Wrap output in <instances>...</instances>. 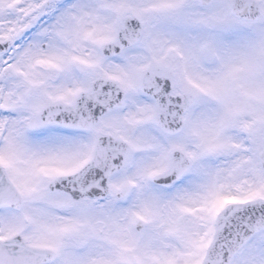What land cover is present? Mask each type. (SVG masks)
Masks as SVG:
<instances>
[{"label":"snow or ice","instance_id":"obj_1","mask_svg":"<svg viewBox=\"0 0 264 264\" xmlns=\"http://www.w3.org/2000/svg\"><path fill=\"white\" fill-rule=\"evenodd\" d=\"M0 264H264V0H0Z\"/></svg>","mask_w":264,"mask_h":264}]
</instances>
